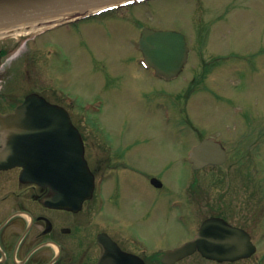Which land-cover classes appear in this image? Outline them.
Masks as SVG:
<instances>
[{"label":"rangeland","instance_id":"374dc122","mask_svg":"<svg viewBox=\"0 0 264 264\" xmlns=\"http://www.w3.org/2000/svg\"><path fill=\"white\" fill-rule=\"evenodd\" d=\"M142 27L185 34L191 57L175 80L159 79L141 67L138 41ZM16 37L2 38L0 44L5 41L12 47L19 42ZM34 37L24 39L29 59L36 56L34 69L41 68L52 85L74 94L80 108L92 103L94 108L100 107L96 114L92 108L80 112L91 124L96 119L105 135L139 141L141 154L136 163L142 167L140 180L128 184L123 174L119 188H114L120 193L117 202L127 222L137 218L129 228L186 236L194 230L193 223L199 225L202 214L193 201H215L223 195V201H234L240 213L238 225L260 234L264 209L259 214L254 209L255 201H264L257 193L263 191L245 183L248 158L238 157L234 151L239 145L243 151L251 149V172L257 169L253 176L264 178V0H151ZM227 54L232 57L229 63L212 66L202 81L199 77L193 80L206 61ZM15 58L7 57L4 69L12 61L15 66L24 61V56ZM189 88L195 93L185 103ZM181 113L194 125L185 131L180 130L179 120L186 118ZM200 131L228 146V159L221 168L192 170L186 154L199 141ZM241 162L244 164L239 165ZM237 167L243 168L240 174L235 173ZM151 174L161 177L164 189L148 181ZM218 177H223V189L213 181ZM195 179L194 196L204 193L205 197L192 200L187 195L195 219L192 213L185 214L187 221L181 225L177 217L165 214L166 208L171 201H184L180 189L185 194L186 189L194 190ZM100 189L107 196L113 184L103 176ZM261 246L264 250V242Z\"/></svg>","mask_w":264,"mask_h":264},{"label":"flooded vegetation","instance_id":"af4514ba","mask_svg":"<svg viewBox=\"0 0 264 264\" xmlns=\"http://www.w3.org/2000/svg\"><path fill=\"white\" fill-rule=\"evenodd\" d=\"M8 45L5 41L0 44V114L15 111L28 95L36 93L50 104L66 109L72 122L79 126L80 120L74 112L78 109L75 95L52 85L48 77L42 74L43 71L41 73V70L34 69V60L29 59L31 55H28L29 50L23 43H16L12 47ZM11 55L16 56L15 60L24 56V61L16 66L12 61L6 70L4 61ZM229 59H232L229 54L220 55L216 61L223 66L229 63ZM17 67L24 71H18ZM151 71L154 74V70ZM206 71H201L193 80L205 77ZM235 71H239V68ZM3 82L5 84H1ZM3 140L4 134H0V148L3 147ZM83 140L96 183L101 175L111 180L113 188H119L123 174L127 181L123 182L128 184L140 180L142 172L139 168L142 167L136 163L141 154L138 140L92 132L83 133ZM234 152L242 156L244 151L238 148ZM21 171L22 167L0 168V264H167L162 260L166 251L193 239L205 219L217 216L239 226L237 220L240 213L232 203L234 201H223L224 196L221 195L219 201H193L198 204L197 210L202 214L199 225H195V229L186 236L174 235L168 230L148 232L131 229L129 227L137 218L127 222L123 208L117 202L120 193L112 191L107 196L103 195L104 201L95 196L96 191L93 198L86 201H47L54 195L52 189L21 181ZM248 172H251V166ZM151 178L152 175L149 182ZM247 183L251 184L250 177ZM255 203L254 213H262L264 201ZM174 206L171 201L166 214L178 218V215L170 213ZM188 211L191 213L192 207ZM192 216L195 219L194 213ZM259 233L257 235L251 230V239L257 244L258 251L250 258L218 261L195 251L171 264H264V251L260 250L264 230Z\"/></svg>","mask_w":264,"mask_h":264},{"label":"water","instance_id":"95a60500","mask_svg":"<svg viewBox=\"0 0 264 264\" xmlns=\"http://www.w3.org/2000/svg\"><path fill=\"white\" fill-rule=\"evenodd\" d=\"M127 1L0 0V31L63 21ZM139 48L157 74L167 79L179 74L189 56L185 35L175 30L144 28ZM0 133H6L0 167H26L22 174L25 179L49 184L57 192L52 201H84L92 197L94 177L85 160L83 141L65 110L30 95L14 114L0 115ZM226 158V150L212 138H204L189 155L194 169L223 164ZM152 183L162 185L157 178H152ZM196 249L207 257L235 260L251 256L256 246L244 229L220 218H209L194 240L168 250L163 260L174 262Z\"/></svg>","mask_w":264,"mask_h":264},{"label":"bare ground","instance_id":"6f19581e","mask_svg":"<svg viewBox=\"0 0 264 264\" xmlns=\"http://www.w3.org/2000/svg\"><path fill=\"white\" fill-rule=\"evenodd\" d=\"M42 29V26L39 27V26H36V25H33L31 26L30 28H16V29H13L12 31H6V32H0V37H4L8 34L12 35V36H21V35H29V34H32V33H35V32H38Z\"/></svg>","mask_w":264,"mask_h":264}]
</instances>
